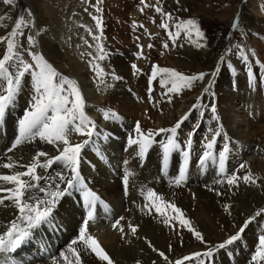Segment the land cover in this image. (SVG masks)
Returning a JSON list of instances; mask_svg holds the SVG:
<instances>
[{"label": "bare ground", "instance_id": "6f19581e", "mask_svg": "<svg viewBox=\"0 0 264 264\" xmlns=\"http://www.w3.org/2000/svg\"><path fill=\"white\" fill-rule=\"evenodd\" d=\"M255 5L252 6V9L256 12ZM166 32L168 31L166 30ZM166 32H163L164 35ZM167 37L169 38V35ZM166 39L167 38L164 40L166 41ZM187 40V37L182 39L181 43L183 45L181 46V43H179L177 47H188L190 49V56H188V59H182L179 65L186 70V72L183 73L184 75H197L196 73L199 74L200 72L199 65L201 63L198 62V58L195 60L196 55L195 53H192V49L196 48V46H189ZM168 41L170 42L169 39ZM169 42H167L170 49V53L168 55L172 56L177 49L174 50L173 43ZM36 46L37 42L31 47L33 51L37 52L38 50H36ZM5 48L6 44L0 43V56H2L3 50ZM45 48L49 54L54 56L58 55L59 53L58 48L49 41H47ZM163 49H165V47ZM113 50L117 55L116 58L112 59L113 63H115L114 65H117V72L120 71L121 73L126 74L127 67L125 62L133 63L135 58L143 59L140 58L141 55L136 52V49L130 50L129 48H115ZM134 51L136 53H134ZM40 52L38 53L42 55ZM165 52L167 53V50ZM135 54L137 55L135 56ZM42 56L47 60L44 55ZM70 57L72 59L74 58L72 55H70ZM177 58L179 59V55ZM169 59L170 60L167 62V67L164 66L165 64H163L162 60H159L157 64L153 61L148 62L146 59V61L144 60L142 63H140V67L141 69H149L148 73L152 74V65H157L163 68H169L171 65L174 67L175 58L169 57ZM74 60L76 62V59ZM248 60L249 62L247 61V63L243 62L241 64V70L236 68H233L232 70L231 67H222V72L216 80V87L214 89L213 95L211 96L208 93L202 94V92L199 90L200 87L196 82L197 80L192 82L191 87L185 85L178 92L169 91V89L172 88L171 78H169L166 74H159L156 76L157 82H153L152 88L154 92L152 91L153 94H151V99H149L145 96L147 89L144 90L145 82L141 78L139 81H137L136 87L142 92L144 91L143 100L144 104L146 105H142L140 108L130 107L131 104L126 101L128 97L122 96V98H120L117 96L119 95L117 92V94L114 92V97H112L115 99L114 101H112L110 97L106 98V94L103 92L101 85L96 82L97 80L84 77V74L86 73L84 72V74H82L80 72L83 69L81 63L78 61L75 63L76 66H78V69L77 71L75 70L76 73L74 71L76 77L73 79L78 84L82 95L85 98V112L87 116L95 123L97 132L101 131V128L103 127H100V125L105 120L101 110L108 108L114 103L117 105V107L115 109L113 108V110L122 113H133L134 115H138V119H141V112H146V116H148V118H154L155 123L158 122L157 125L155 124V127H152V130L154 131L159 129L157 127L164 126L163 128H165L166 126L170 128L174 126L176 121L179 120L185 113H189L188 119L183 122L181 128L178 130L176 139L181 144L182 149L186 150L184 146L189 134H192L191 138L193 143L191 146V164L194 166V169L193 166H191L192 171L189 183L191 184L190 189H192V192L195 193V197L196 200L199 201V205L204 207L205 211H208L207 214L218 219L217 221L214 220V222H212L210 218L204 217V222L208 223L211 229L206 228L205 225H200L199 222L194 223L192 219L190 221V211L185 200H179L175 198V201H172L166 196L162 197L159 194L158 195L162 198L160 201H154L148 197L147 190L151 189L157 193L155 189L159 188L157 187L156 180L159 179L158 181H162L159 173H155L156 168L154 170V164H152L151 161L152 158L153 160L155 158L153 155L157 156L158 147L161 145V138L168 133H159L158 135H155L154 139L155 141H158L159 144L157 143V148H152V150L154 149L155 151H153V154H149L150 157L148 156L149 159H147L145 163H142L140 156L136 152L137 154L132 153V155L127 158V160L125 159L126 161H124L122 165H111L112 167L114 166V168L116 166L114 170L117 172V176L115 177L113 174H111L112 170L105 167L102 168L94 162H90L92 164L91 166L93 167V171L89 170L88 166L79 165L80 174L83 177V180H86L88 185L93 189L91 190L92 193H97L95 195L99 197L100 201H103L104 203L109 202L108 204L111 205L110 202H113V200L117 198L119 194H121L120 192L124 190V187L126 186L127 189L129 186V192H136L139 195L141 194V197L143 195L142 193H145L147 195L146 200L148 201L149 205L160 204L162 208V211L157 213L155 207L153 206V211L149 213H147V211L141 214L137 209V206L139 205V202H137L138 205H136L134 209L135 217L134 220L132 219L134 226L137 227L136 243L126 244L124 241H118V239L115 240L111 237L109 232H104L105 230H102L101 233L98 234L96 240L109 255L113 261V264H137V262H139V264H153V262H155V264H175L177 259L183 260V257L185 256H189L191 259L184 261L183 264H264V260L259 258L256 260L253 259L257 249L259 248V237L264 235V231L262 233L257 231L260 229L258 227V219H255L253 223L255 226L252 228V230H249L247 227L245 232L241 234V238L238 241L226 246L223 249L217 247L220 243L228 239L229 236L235 234L244 224L246 219H249L250 216L252 217L254 215V213L251 215L252 211L264 208V202L254 198V194L250 190L244 189L246 199H244L242 205L246 207H252L251 205H254L253 210L249 214H245L241 210L242 207H236L235 198L230 199L228 195H225L221 192L216 184L217 182L209 180L207 173L211 166V160L203 166V169L198 163V159L204 151L203 143L206 142V138L210 139L211 136L215 134L217 129H220L221 134L217 136L216 144L214 145L213 150L215 151V156L218 159L219 151L222 150L224 145L227 143L229 148L228 160L225 164L229 166L227 175H230L232 172H236L238 176H242L244 174L235 171L240 169L239 165L241 163L238 161L236 155L233 152L235 149V144L237 143L236 140L241 138L239 136L241 133L244 134L242 136L244 140H247L254 145L264 146V128L259 124L264 119V57L256 59L250 56ZM47 61L49 62V60ZM250 75L252 77L251 84H249ZM162 79L165 81L163 85L160 82ZM135 81V77L133 76L132 85H136V83H134ZM32 94L31 77L25 76L21 89L15 100V108H9L6 112L5 120L0 122V164L13 163L16 165V167L12 169H4L0 167V174H13L16 171L25 170L19 166L32 163V157L35 156L37 151H46L48 153V157L38 158V161L41 164L44 163L46 159L58 154L55 147L47 144L46 142L40 141L38 137L33 140L23 142L16 148L12 149L11 152L8 151V149L12 147L17 135V131H14L13 129L17 128L18 121L22 117L24 110L28 107ZM162 98L171 99V103L170 100L168 102L166 101L168 103V108H171L170 113L167 115H165V113L158 115L157 112L159 113V108H155V104H152L153 102L151 103L153 99L156 100H154L155 103H161ZM197 98H199V106L193 109L192 105L197 104ZM208 101H210L211 105L207 103ZM120 103L126 106L120 105ZM201 103L207 104L206 106L208 108H205V106L201 105ZM213 105L216 108L215 115L218 117L217 120L212 119L213 113L211 111V106ZM118 106H120V108ZM189 119L195 120V123L198 125L196 130L188 128ZM232 124H237L238 126L236 127L235 125V128H233ZM106 129V132H112L110 127L106 126ZM238 131H241L240 134ZM120 133L122 132H118V134ZM86 138L87 137L81 136L75 132H71L69 134V140H73V144L81 143ZM60 147L62 148L63 145L61 144ZM107 161H109V164H112L111 159H108ZM202 170L203 172L201 173ZM243 170L245 172L248 171L246 168ZM57 173H60L66 179L70 178L71 176L70 169L66 168L60 163H55L49 168L38 167L37 174L40 175L42 179L38 182L30 181L32 183H36L37 187L30 189L27 195H32L40 199H49V196L39 191L40 187H45L48 192L57 191L58 189L55 187L57 183H59L61 189L67 187L65 184L59 182ZM165 173L167 180L175 178V175L173 176L171 172L167 171ZM227 175L225 176L227 177ZM126 176L127 182H125ZM22 179L28 180L29 178L23 177ZM239 182L240 184L243 183L242 180ZM128 183H130V185H127ZM164 184H166V182ZM167 185L174 187L177 186V184L173 182H170ZM0 186H5L3 181H0ZM7 186L11 187V185ZM201 186H203V189H200ZM78 188H80V186H77L76 188L72 189L70 193H66L64 196L60 197L59 202L57 203V206L54 210L55 222L58 227H53L44 223L37 228L32 229L31 232L39 234L36 236L38 239H33L29 242H26L22 250L17 251V255H14L16 253H14V250L0 253V264H4L5 260H7L8 264H68V261L75 263L76 257L71 251H69V246L72 247V245L73 248H75L80 254L81 264H107V261L99 260L96 255L90 249H87L82 242L77 241L76 244H72V241L77 239L79 235V229L82 226L83 221L87 219V213L89 211L82 210L81 207H78L76 204L79 202L78 192L76 194V191L79 190ZM209 189L212 190L210 191ZM261 189V187H258L257 190L261 191ZM217 191L222 194L217 195ZM0 195H7V193H0ZM233 200L234 203L229 206V202H232ZM32 202L34 203V201ZM97 203L100 207V210L105 211L103 205L97 201L95 206L91 209L94 218L89 221L88 225L93 222V220L94 222L97 221ZM166 203L174 204L176 207L181 209L184 219L190 221L191 226L196 231L201 233L205 243H201L199 240H197L186 227L180 224L179 219L175 218L176 214L171 208L166 206ZM225 205H228L227 211L225 210ZM41 207H43V205H41ZM144 208L146 207L144 206ZM134 212L132 213L134 214ZM19 215V211L15 208L11 201H5L4 204H0V234H3V232L6 231L7 227L9 226L10 221L16 219ZM165 220H168V224L164 223ZM193 224L195 226H193ZM21 226L24 227L25 224L21 222ZM90 226H87L88 230ZM41 234L45 235L46 238ZM88 234L90 235L89 231ZM65 241H67L69 246H65V248L62 249ZM39 242L40 244L38 245ZM180 242H182V245L180 244L181 247L178 245ZM149 243H151L152 247L158 251H153L152 248L148 246ZM37 246H41V248H38ZM169 246H171V250H169ZM209 250H211L212 254L210 256L205 255V253H207ZM159 252H164L168 257V260H162L161 258L163 257L159 255ZM196 252L201 253V256L195 257L192 255ZM61 253H63L64 256H61ZM55 254L58 255L57 260H51V262H49V260L53 258ZM64 257H67V261L63 260Z\"/></svg>", "mask_w": 264, "mask_h": 264}, {"label": "rangeland", "instance_id": "374dc122", "mask_svg": "<svg viewBox=\"0 0 264 264\" xmlns=\"http://www.w3.org/2000/svg\"><path fill=\"white\" fill-rule=\"evenodd\" d=\"M254 5L256 6V12L252 9V6ZM157 7L161 9L160 12L156 11ZM97 8H99L100 11H97ZM25 10H29L31 12V17L28 16V11ZM0 16H5V19L0 21V36H6L7 33L11 31L15 24V20L18 17L24 16L26 19H31V25L23 30L24 35H20L16 38L20 45V57L25 60V62H31V57L27 55V51H25V49L32 50V47L27 42V36L32 35L35 37V41L37 42V52L41 51L40 53H42V55L49 60V63H51L61 75L74 80L76 77L75 73L78 69V66H76L75 63L78 61L84 69V71L82 69L80 72L82 74H84V72L87 74H84V77L97 80L96 82L101 85L103 92L106 94V98L110 97L112 101H114L115 99L112 97H114V92H117L119 93L117 96L120 98H122V96L128 97L126 101L131 104L129 105L132 108H140L142 105H146L143 100L144 91L142 92L140 89H137V81L141 78L144 80V90L147 89L145 93L147 98L153 94V82H157L156 78L152 80L151 92H149V78L151 74L148 73L149 69H141L140 67V63H142L145 59L148 60V62L153 61L157 64L159 60H162L163 64H165L164 66L167 67V62L171 59H169V57H172L175 58V65L174 67L171 65L169 68L182 74L186 72V70L180 66L179 63L184 58L188 59V56H190V49L186 46L177 47L178 44L181 43V40L186 37L188 38L187 42L189 46H196V48L192 49V53H195L196 55L195 60L198 58V62L202 64L199 65V73L206 74L203 80L198 79L196 81L202 94L205 93L204 88L208 87L209 91L207 93L210 96L213 95L216 87V80L222 72V67H231L232 70L233 68L238 70L242 69L241 64L244 61L240 59L239 50L234 47L235 45H240L241 48L245 49V54L248 57L251 56L256 59L264 57V0H16L15 6L5 5L0 2ZM93 16L98 17L102 22L99 29L96 28V22L93 20ZM190 18L197 21L203 33V38L197 39L195 34L186 36L181 30L180 35L176 36L174 42V40L170 38V34H175L178 31L175 25ZM234 21L238 24V28H232ZM162 22L168 24V32H166L165 29L162 30L160 27ZM141 25H143V27H141ZM86 29L91 30L93 35L100 36L101 39L99 41L94 40L93 35H89V32ZM163 32L167 33H165L166 36ZM168 35L169 38L167 37ZM165 38H167V42H169V39V43H173L174 50L177 49L172 56L168 55L170 53V49L168 47L169 45L164 40ZM46 40L58 48V55L54 56L47 52L45 48V45L47 44ZM85 41H87V43H85ZM97 43L101 44L104 48L103 54L105 58L103 60L96 59ZM89 45L92 46L89 47ZM165 45H167V47H165ZM182 45L183 44L181 43V46ZM114 47L116 49H136V52L141 55L140 58L143 59L135 58L133 63L125 62L127 67L126 74L121 73L120 71L117 72V65H114L115 63H113L112 60L117 57L113 50L115 49ZM164 47L165 49H163ZM249 49L251 51H248ZM166 50L167 53L165 52ZM136 52L134 51V53ZM253 53H255V55H253ZM177 54L179 55V59L177 58ZM70 55L74 58L72 59ZM136 55L137 54H135V56ZM221 57H223V59H221ZM74 59H76V62ZM92 64H98L99 67L103 69V72L99 77L97 76V72L94 71ZM132 65H136V68L134 69ZM14 70L16 71L15 68L10 69L12 72H14ZM213 72L216 74L213 75ZM133 76L135 77L136 81L134 83H136V85H132ZM114 77H118V79ZM209 82H211L210 86ZM138 87L141 88L140 86ZM154 100L155 99H153L151 103L153 102L152 104H155V108H159L160 114L157 112L158 115H162V113L167 115L170 113L171 108H168L167 102L170 100L171 103V99L162 98L161 103H155L156 100ZM207 103L211 105L210 101ZM120 105L123 104L120 103ZM201 105L208 108L205 103H201ZM14 106L15 103L10 108H15ZM116 107L117 105L114 103L103 110H111L115 112L118 114L120 119H105L102 122V126L100 125V127H103L101 128V131H98L97 134L91 138L90 143L81 150V155H83L81 156V162L79 164L81 166H88V169L93 171V167L90 162H94L102 168L105 167L112 170L111 174H113L114 177L117 173L114 170L116 166L122 165L124 161L132 155V153H138V145L129 146L128 144L129 137L133 139L139 138L138 134L135 132L136 123H140L141 131L145 133H147V129H152V127H155V124L157 125L158 123H155L154 118H148V116H146V112H141V119H138V115H134L133 113L132 115L127 112V114L125 112H116L113 110V108L115 109ZM118 107L120 108V106ZM259 124L264 128V119ZM232 125L233 128H235V125L236 127L238 126L237 124ZM106 126L110 127L112 132H106ZM197 126L198 125L195 123V120L189 119L188 128L196 130ZM163 127L164 126L157 128L160 129ZM165 128L169 127L165 126ZM13 130L17 131V128ZM118 132L122 133L118 134ZM240 132L241 131H238L239 134ZM168 135H170V133L161 138V144L166 142ZM243 135L244 134L241 133L239 135L241 138L236 140L237 143L235 144L234 149L236 153L235 155L238 161L241 164H245L246 169L252 173L253 177L256 179V184H240V182H238V186L228 185L226 183L225 175L228 174L229 166L225 165L226 172L219 176L217 175L218 168L212 161L207 174L209 180L213 182L219 181L216 184L222 193L228 195L230 199L235 198L236 207H242L241 210L245 214H249L253 210L254 205H251L252 207L242 205V202L246 199L244 189L250 190L254 194V198L264 202V146L254 145L247 140H244L242 137ZM70 142L73 144V140ZM157 143L159 144L158 141H155L152 144L153 146L151 145L149 147L145 155L143 157L140 156L142 163H145V161L149 159V154H153V151L155 150H152V148H157ZM181 150H183L182 147ZM191 150L187 164L188 178L183 180L179 186L174 187L167 184L170 182L175 183V178L167 180L165 172H171L173 176L175 175V177H177L179 175V167L181 163H183V156L180 151L173 152L170 155L167 166L165 167L162 163V147L161 145L158 147V157L153 155L155 158L154 160L152 158L151 163L154 164V170L156 168L155 173H159L162 181H158L159 179L156 180L157 187L159 189L156 188L155 190L157 194L162 197L166 196L169 200L175 201V198L185 200L190 211V221L192 219L194 223L199 222L200 225H205L206 228H210V225L204 222V217L210 218L212 222H214V220L217 221L218 219L207 214L208 211H205L204 207L199 205V201L196 200L195 193L192 192V189H190L191 184L189 183L192 171L191 166H193L191 164ZM213 155L218 161L214 150ZM108 159L112 160V164H109V161H107ZM113 164L116 165L115 168L114 166H111ZM201 168L203 169L204 167ZM235 171L238 173H245L243 169ZM202 172L203 170L201 173ZM163 182H166V184ZM127 185H130V183ZM77 186H80L78 191L81 190L84 192H91V190H93L88 185L86 180H83V185ZM128 187L127 190L125 186V189L122 190L123 192L121 191V194H119L113 202H110L111 205L108 204V201V203H102L103 201L101 202L100 199L98 200V202L103 205V208H107L110 215V221L101 225L103 218L101 217V213L100 215L98 214V220L95 222L93 220V222L88 225H91L88 231L93 238L97 239L98 234L101 233L102 230H105L104 232H109L111 237L115 240L118 239V241H124L126 244H133L137 242V232L133 235L131 233V229L129 228V225L134 226L133 220L135 217V206L138 205L137 202H139V205L141 203L140 206H137V209L141 214L147 211V213H149L153 211L154 208L152 204L149 205L146 200L147 195L145 193H142L143 195L141 197V194L139 195L136 192H129L130 189ZM258 187L262 188L261 191L257 190ZM200 189H203V186H201ZM78 191H76V194ZM95 194L97 193L95 192ZM233 203L234 200L232 202L230 201L229 206ZM144 206L146 208H144ZM259 210L256 211L258 212ZM256 211H252L251 215L253 213L255 215V213H257ZM132 212H134V214ZM121 217L124 219L120 221V225L117 228H113L112 225ZM255 219H258V227L260 228L257 231L262 233L264 231V214L256 216ZM255 219L251 220L250 224L247 226L249 230H252L255 226V224H253ZM193 226L195 225L193 224ZM120 228H123L124 231L121 232ZM180 244L182 245V242L178 245ZM65 246H69L67 241L63 244L62 249L65 248ZM37 247L41 248V246ZM57 257L58 255L55 254L49 262H51V260H57ZM161 259L164 260L163 258ZM63 260H65V258H63ZM68 264L75 263L68 261Z\"/></svg>", "mask_w": 264, "mask_h": 264}, {"label": "snow or ice", "instance_id": "6c2138e0", "mask_svg": "<svg viewBox=\"0 0 264 264\" xmlns=\"http://www.w3.org/2000/svg\"><path fill=\"white\" fill-rule=\"evenodd\" d=\"M5 5L15 6L16 0H0ZM28 11V16L31 17V12ZM97 11H100L97 8ZM157 12H160L159 7L156 8ZM167 15V14H166ZM93 20L96 22V28L101 27V20L93 16ZM5 16H0V21L4 20ZM31 19H26L24 16H20L15 20V24L11 31L7 33L6 36H0V43H5L6 48L3 50L2 56H0V122L5 120L7 110L15 103L17 95L21 89L22 82L25 76L31 77V87L32 96L28 107L24 110L22 117L18 121L17 135L12 144V147L8 151L16 148L18 145L25 141H30L35 138H39L40 141L46 142L56 148L57 155H54L44 163H39L38 158L48 157L46 151H37L35 156L32 157V163L28 165H20L19 167L25 169L23 171H16L13 174H0V181L4 182L5 186H0V193H7V195H0V204H4L5 201H11L15 208L19 211L20 215L10 221L9 226L3 234H0V253L9 252L18 248L27 238L31 236L32 229L37 228L41 224H49L53 227H58L55 222V208L61 196L66 193H70L72 189L76 188L77 185H83V179L80 175L79 164L81 160V150L85 148L89 143L91 138L97 134L95 123L87 116L85 112L86 102L82 95V92L75 80L70 79L67 76L61 75L42 55L38 52L25 49L27 55L31 57V62H25L20 57L19 48L20 45L17 42V37L24 35V28L31 25ZM143 27V25H141ZM160 27L167 30L168 24L161 23ZM177 32L175 34H170V38L175 39L176 36L180 35L182 30L186 36H191L195 34L197 39L203 38V33L195 19H186L176 24ZM232 28H238V24L234 21ZM89 35H93L91 30L86 29ZM93 39L99 41L100 36L93 35ZM27 42L30 46H34L36 41L35 37L32 35L27 36ZM87 43V41H85ZM92 45H89L91 47ZM151 47V45H150ZM167 47V45H165ZM235 48L239 50V57L245 63H247L249 57L245 54V49L241 48L240 45H235ZM97 55L96 59L103 60L104 48L101 44H96ZM248 51H251L250 49ZM255 55V53H253ZM223 59V57H221ZM91 63V62H90ZM94 71L97 72V76L103 72V69L99 67L98 64H92ZM135 69L136 65H132ZM11 68H15L16 71H10ZM152 74L149 78V92H151L152 80L156 78L159 74H166L171 78L172 88L169 91H180V89L187 85L191 87L192 82L196 80H203L205 73H199L197 75L187 76L174 69L163 68L157 65H152ZM216 73L213 72V75ZM118 79V77H114ZM161 84L163 85L165 81L162 79ZM252 83V77L249 76V84ZM211 82H209L210 86ZM209 91L208 87L204 88V92ZM151 99V96L149 97ZM197 104H193L192 108L195 109L199 106V98ZM102 111V115L105 119L119 120L120 117L115 112L108 110ZM211 111L213 113L212 119L217 120L218 117L215 115L216 108L211 106ZM189 113H185L179 120L176 121L174 126L170 128H160L158 130L149 129L147 133L141 131V125L139 122L136 123L135 132L138 134V139H133L129 137L128 144L138 145V155L143 157L148 151L149 147L155 142L154 136L159 133H170L167 136L166 142L161 144L162 147V163L166 167L170 158V155L175 151H180L183 156V163L179 167V175L175 177V183L177 186L185 179L187 173L188 158L190 156V150L192 146L191 133L186 141L185 148L188 150H181V145L177 142L178 130L181 128L183 122L188 119ZM75 132L81 136L87 137L81 143L72 144L69 140V134ZM220 129H217L215 134L211 138H206V142L203 143L204 151L199 157V164L203 167L208 161H212L216 164L218 168L217 175L225 173V164L228 160L229 148L227 143L224 145L223 149L218 153V161L214 158L213 148L216 144V138L220 135ZM63 145L61 148L60 145ZM55 163H60L66 168L70 169V178H65L60 173H57V177L60 183L65 184L67 187L61 189L59 183L55 185L58 189L57 191L48 192L45 187H40L39 191L45 193L49 196V199H40L32 195H27L30 189L37 187L36 183L30 181L38 182L42 179L40 175L37 174V168H49ZM0 167L4 169H12L16 167L13 163H3ZM240 169H245V164L239 165ZM163 170V169H162ZM23 177H28V180L22 179ZM248 184H256V179L250 171L245 172L242 176H238L236 172H232L226 177V183L230 186L237 185L239 181ZM125 182H127V176L125 177ZM219 182V181H217ZM11 185V187L7 186ZM210 191L212 189H209ZM148 197L154 201H160L162 198L152 191L147 190ZM221 195L219 191L216 193ZM87 200L89 211L87 213V219L83 221L82 226L79 229V235L76 240L72 241V244H76L77 241L82 242L87 249H90L96 257L101 261H107V264H113V261L109 255L104 251L95 238L88 234V223L93 217L92 207L95 206L99 197L95 193L88 192L85 194ZM34 201V203L32 202ZM43 205V207H41ZM157 213L162 211L160 204H154ZM168 208L176 214L175 218L179 219L181 225L186 227L193 236L199 240L201 243H205L203 236L199 231H196L190 224V221L184 219L183 213L180 208L176 207L174 204L166 203ZM228 205H225V210L227 211ZM264 214V209H260L254 216L246 219L244 224L239 228V230L229 236L228 239L220 243L217 247L220 249L225 248L228 245L233 244L241 238V234L245 232L247 226L250 224L251 220L255 219L256 216ZM166 215V213H165ZM124 218L121 217L117 220L112 227L117 228L120 225V221ZM21 222L25 224L24 227L21 226ZM168 224V220L164 221ZM131 233L133 235L137 232V227L129 225ZM123 232L124 229L120 228ZM123 238V237H122ZM153 251H158L153 248L151 243L148 244ZM171 250V246H169ZM69 251L76 257L75 264H81L80 254L77 250L69 246ZM212 252L209 250L205 255H211ZM159 255L164 258L165 261L168 257L164 252H159ZM195 257H200L201 253L196 252L192 254ZM61 256H64L61 253ZM67 261V257H64ZM257 258L264 260V235L259 237V248L256 251L254 260ZM191 257L185 256L183 260L177 259L175 264H183L184 261L190 260ZM4 264H8L5 260ZM139 264V262H137ZM155 264V262H153Z\"/></svg>", "mask_w": 264, "mask_h": 264}]
</instances>
